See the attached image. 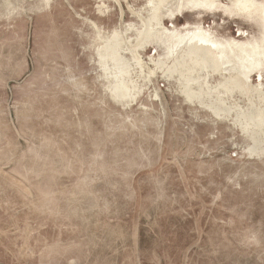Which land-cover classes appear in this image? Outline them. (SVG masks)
Returning a JSON list of instances; mask_svg holds the SVG:
<instances>
[{"label": "water", "instance_id": "95a60500", "mask_svg": "<svg viewBox=\"0 0 264 264\" xmlns=\"http://www.w3.org/2000/svg\"><path fill=\"white\" fill-rule=\"evenodd\" d=\"M0 264H264V0H0Z\"/></svg>", "mask_w": 264, "mask_h": 264}]
</instances>
